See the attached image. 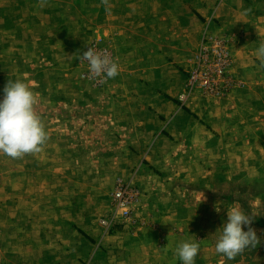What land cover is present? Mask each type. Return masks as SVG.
Wrapping results in <instances>:
<instances>
[{
	"label": "rangeland",
	"instance_id": "374dc122",
	"mask_svg": "<svg viewBox=\"0 0 264 264\" xmlns=\"http://www.w3.org/2000/svg\"><path fill=\"white\" fill-rule=\"evenodd\" d=\"M127 1L135 7L128 15L125 0H116L117 20L86 16L80 31L73 28L68 41L58 42L64 46L56 55L64 53V60L48 71V80L44 64L37 65L33 82L28 72L35 65L0 62V100L9 79H22L40 92L52 85L57 95L51 111L46 106L39 110L47 112L39 116L48 134L52 129L42 151L20 159L0 154V264H66L65 251L71 255L69 264H93L95 253L75 260V234L87 243L98 237L108 254L102 264H125L127 238L144 231L156 237L161 258L174 255L166 264H182L175 248L185 240L200 244L196 264H264V69L256 56L264 41V0ZM163 6L166 15L159 17ZM246 10L252 11L248 17L254 27L248 32L237 27ZM214 39L226 41L231 53L232 89L222 96L201 87L191 92L196 54ZM152 45L155 50L165 45L166 54L176 57L166 72L181 75L180 94L165 96L184 111L178 120L173 113L149 118L138 104L140 92L152 85L144 67ZM89 46L109 51L123 79L116 76L101 84L90 78L87 62L79 60ZM117 121L150 126L127 128ZM143 176L151 186L162 187L160 197L168 202L161 209L176 218L147 220L136 216V206L134 225H118L105 234L101 220L110 212L117 182L133 179L143 197ZM232 203L255 214L252 227L261 243L229 261L215 252V243ZM50 216L55 222L45 223ZM105 236L109 239L101 245Z\"/></svg>",
	"mask_w": 264,
	"mask_h": 264
},
{
	"label": "crops",
	"instance_id": "0c3cea01",
	"mask_svg": "<svg viewBox=\"0 0 264 264\" xmlns=\"http://www.w3.org/2000/svg\"><path fill=\"white\" fill-rule=\"evenodd\" d=\"M115 2L116 0H109V6L106 8L101 3V0H5L3 4L0 5V62L4 64L20 63L25 65H35L29 68L28 74L31 81H36L37 74L40 71L37 65L44 64V69L47 71L45 73L47 75L48 71L54 70L55 64L63 62V50L61 56L56 55V52L60 53L58 48H63L64 46L63 43L59 44L58 42L68 41V35L71 32V29L74 28L80 31V29L86 25V16L99 17L102 14L104 16L113 15V20H117V16L113 10ZM133 6L134 3L129 4V1L125 0L124 9L126 10L127 15L129 13L128 11L132 10L131 8H135ZM165 10V6L161 7L158 16H165ZM251 12L252 11L249 10L245 11L242 22H240V13L238 14V16H240L239 25L233 23L234 20L229 22H231L233 26L237 25L238 29H240V27L243 28L245 32L251 31L254 29V27H252V20L248 17ZM160 20L162 21V18H159L158 30H161L163 25ZM107 21L109 22L110 19H107ZM226 26L230 29L234 28L228 27V25ZM156 48L157 50H155V47L152 45L146 49L147 53L144 59V67H146L145 71L147 78L151 81L152 85L140 92V96L142 97L141 103L138 104L141 105V110L147 114L149 118H151V116H166L173 113L175 115L174 119L178 120L183 116L184 111L179 110V107L176 104L168 103L165 94H180L183 79L181 75H173V77H171L172 75L166 72L168 67L170 69H172V67L174 68L173 64L177 62L176 57L172 59L171 56H168L169 54H166L165 45H159ZM167 59H172V62H168L167 64ZM48 74L49 76L51 75V73ZM53 74L51 77L52 80L55 79V72ZM46 78L48 80V75ZM117 78L123 79V76L118 74ZM30 85H34V83H31ZM51 86L52 85L46 84L41 92L36 89V87L31 86V89L38 94V103L36 105L38 115H47V112L45 113L44 110L41 112L39 111L43 106H46V110L50 109L48 111L53 109L54 97L57 95L54 93ZM121 114L122 112L120 115ZM118 123L127 128H148L150 126V123L145 121H139L138 123L133 124L123 121ZM155 126L157 130L158 126ZM48 127L49 126L47 125V128ZM46 131L48 133V129H46ZM50 131L51 133L49 132V136L52 134V129H50ZM161 134H163V132H161ZM160 139H163V136H159V140ZM144 178H146V176H143L140 179V187L143 192V197L136 207V216L140 215L147 220H161L162 222H164L166 218H176V213H172L171 216H168L167 213H164V209H161L162 207H165L166 205L164 204L168 202L167 200L163 201L164 198L160 197L159 192L163 190L162 187L157 188L153 184L151 186ZM174 194L175 191H170V195ZM170 203H172V201ZM170 206L173 207V205ZM151 212L153 215H151ZM44 220L45 223L50 224L55 222L53 216L45 217ZM59 221L60 218L57 222ZM64 222L69 224L67 219L64 221V219L61 218V223ZM75 236L78 243L76 248L79 253L77 254L73 247L71 252L73 253V256L76 257L75 260H79V256H90L91 253H95L92 262L93 264H102L101 261L104 257V260H106L108 254H105V252L103 253L101 250L100 241L97 239L98 237L92 236L94 243H87V240L84 237H81L78 234H75ZM147 236L150 235H147L144 231L143 233L127 238L126 241H128L130 248L125 254V264H166V258H174V255L172 254H167L161 258L162 255H158L156 251V237L153 239V237L150 238ZM63 237L69 241L68 235H64ZM108 239V236L103 237L101 245H104ZM165 239H167V237ZM147 240L148 242H151V244L148 245ZM146 246L149 247V249H147ZM151 249H153L151 251L153 253L150 254V258L153 257V259L149 261L147 260V252ZM64 256H66L65 263L69 264L67 256H71L70 252L65 251ZM75 264L80 263L79 261H76Z\"/></svg>",
	"mask_w": 264,
	"mask_h": 264
},
{
	"label": "clouds",
	"instance_id": "9594fccd",
	"mask_svg": "<svg viewBox=\"0 0 264 264\" xmlns=\"http://www.w3.org/2000/svg\"><path fill=\"white\" fill-rule=\"evenodd\" d=\"M101 3L106 8L109 6V0H101ZM256 56L259 67L264 69V41L256 49ZM79 60L87 62L90 78L101 84L114 79L120 71L117 59L106 50H97L92 46L79 55ZM3 93L0 100V154L20 159L27 154L41 152L49 136L36 111L38 94L22 79H9ZM254 217L255 214L245 212L240 204H230L227 220L218 229L220 234L215 243V252L231 261L246 250L255 249L261 243V238L252 227ZM199 253L200 244L195 240L181 241L175 248V255L182 264H196Z\"/></svg>",
	"mask_w": 264,
	"mask_h": 264
},
{
	"label": "built area",
	"instance_id": "2783aa9c",
	"mask_svg": "<svg viewBox=\"0 0 264 264\" xmlns=\"http://www.w3.org/2000/svg\"><path fill=\"white\" fill-rule=\"evenodd\" d=\"M211 43L210 46L205 43L196 54L195 67L190 73L189 89L192 92L201 87L208 93L222 96L226 95L233 86L232 75L229 71L232 56L226 41L214 39ZM141 197V191L133 179L117 182L112 193L110 212L101 220L105 234H110L118 225H134L136 222L134 211Z\"/></svg>",
	"mask_w": 264,
	"mask_h": 264
}]
</instances>
